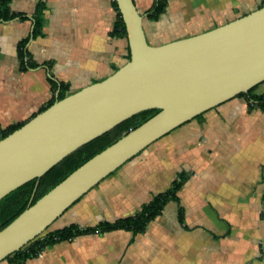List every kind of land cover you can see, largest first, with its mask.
Returning a JSON list of instances; mask_svg holds the SVG:
<instances>
[{
  "label": "crops",
  "instance_id": "1",
  "mask_svg": "<svg viewBox=\"0 0 264 264\" xmlns=\"http://www.w3.org/2000/svg\"><path fill=\"white\" fill-rule=\"evenodd\" d=\"M41 32L33 35L37 4ZM148 43L197 35L250 13L264 0H134ZM0 19V131L25 123L58 93L104 80L127 62L113 0H10ZM22 51L29 66L21 65ZM252 94L264 97V81ZM143 232L83 233L24 264H264V110L234 96L184 122L125 162L52 224L93 227L133 216L173 186ZM179 212L182 218L179 219ZM0 264H10L7 260Z\"/></svg>",
  "mask_w": 264,
  "mask_h": 264
},
{
  "label": "water",
  "instance_id": "2",
  "mask_svg": "<svg viewBox=\"0 0 264 264\" xmlns=\"http://www.w3.org/2000/svg\"><path fill=\"white\" fill-rule=\"evenodd\" d=\"M130 59L0 138V200L129 117L154 115L83 162L0 230V261L171 130L264 81V5L197 35L148 43L134 0H115Z\"/></svg>",
  "mask_w": 264,
  "mask_h": 264
},
{
  "label": "trees",
  "instance_id": "3",
  "mask_svg": "<svg viewBox=\"0 0 264 264\" xmlns=\"http://www.w3.org/2000/svg\"><path fill=\"white\" fill-rule=\"evenodd\" d=\"M9 3L10 0H0V19L2 20L9 19L15 16V13H12L9 10ZM166 3L167 0H155V4L151 10V16L153 18H157L165 10ZM113 4L117 12L115 32L126 37L125 25L115 0H113ZM42 11L43 5L41 3H38L34 13L33 35H37L41 32ZM25 43L26 42L20 43L21 51L19 52V57L21 60V65L23 64L28 67L29 64H27V61L25 59L26 55L22 51ZM129 59L130 51L128 47L127 61ZM257 85L250 88L247 92L240 93L237 96H248L250 100L255 101V103L264 110V97L262 95L252 94ZM52 88L54 90H58L57 95L53 97L45 106H43L39 112L45 110L56 100H60L69 95L67 87L63 83L52 82ZM157 111H159L158 108L146 109L129 117L128 119L115 125L111 129L98 135L97 137L93 138L92 140L81 145L80 147L66 155L63 159L53 165L40 177L34 178L24 183L23 185L17 187L16 189L5 195L0 200V230L9 222H11L24 209L33 204L52 187L63 180L69 173L80 166L83 162L103 150L108 145L112 144L129 130L140 125L142 122L154 115ZM23 124L24 123H16L4 130H1L0 138L7 136L9 133L16 130ZM183 178L184 176L180 175L179 180H175L171 188L163 193L155 195L151 201L143 205L140 212L133 216L119 218L113 222H102L97 224L96 226L85 228L79 227L76 224H69L61 228L50 230L49 226L40 235L36 236L34 239L26 243L18 251L6 256L3 260L9 261L10 264H24L27 259L35 257L40 250L62 241L71 240L77 235L83 233H102L115 229H129L134 232H143L147 224L161 212L166 202L169 199H175V191L179 188L180 181H182ZM181 218L182 216L179 212V219Z\"/></svg>",
  "mask_w": 264,
  "mask_h": 264
},
{
  "label": "rangeland",
  "instance_id": "4",
  "mask_svg": "<svg viewBox=\"0 0 264 264\" xmlns=\"http://www.w3.org/2000/svg\"><path fill=\"white\" fill-rule=\"evenodd\" d=\"M55 225H56V223H54V224H51V225H50V228H51V227H55Z\"/></svg>",
  "mask_w": 264,
  "mask_h": 264
}]
</instances>
